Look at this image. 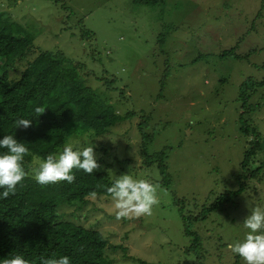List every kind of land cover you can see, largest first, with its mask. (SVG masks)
Returning a JSON list of instances; mask_svg holds the SVG:
<instances>
[{"label":"rangeland","instance_id":"374dc122","mask_svg":"<svg viewBox=\"0 0 264 264\" xmlns=\"http://www.w3.org/2000/svg\"><path fill=\"white\" fill-rule=\"evenodd\" d=\"M0 10L36 49L80 63L78 76L121 117L107 133L87 130L66 145L94 146L113 183L128 174L158 186L150 216L117 221L110 195L60 208L107 238V264H245L228 245L244 240L251 208L264 209V176L191 218L192 246L180 214L200 215L238 188L252 130L261 148L248 168L264 162V85L238 98L243 81L264 77V0H0ZM142 133L151 140L141 142ZM157 152L162 173L143 164V155ZM42 161L32 159L30 176Z\"/></svg>","mask_w":264,"mask_h":264},{"label":"trees","instance_id":"16d2710c","mask_svg":"<svg viewBox=\"0 0 264 264\" xmlns=\"http://www.w3.org/2000/svg\"><path fill=\"white\" fill-rule=\"evenodd\" d=\"M147 1L150 0H135L136 3ZM33 40L30 33L0 10V139L12 135L29 149L23 160L26 173L33 158L44 161L49 154L58 156L70 136L87 130L96 136L103 135L121 119L111 105L97 98L93 89L78 76L79 70L83 71L80 63L67 59L57 50L36 49ZM262 85L264 77L243 81L238 98L245 102L250 90ZM38 106L46 110L36 117L34 109ZM21 118L31 119V127L16 128L15 121ZM245 129L247 127H241L242 131ZM251 136L253 142L244 150L235 174L238 188L222 193L204 206L200 215L180 214L183 232L194 239L190 246L198 240L197 234L187 229L191 218L204 217L207 211L237 196L250 180L259 181L264 176L260 173L263 161L255 168H248L250 157L261 148L257 133L252 130ZM149 139L150 134L142 133L141 142ZM6 151L0 148V154ZM142 157L145 166L155 163L158 171L164 172L163 152ZM72 174L74 183L47 186L37 183L28 174L17 185L14 195L10 194L7 199L0 197V264L15 255H22L29 264H41L42 259L61 256L70 257V264L109 263L104 254L107 238L95 228L65 219L60 208L83 203L89 195L108 196L107 189L113 182L100 168L92 175L77 169H73Z\"/></svg>","mask_w":264,"mask_h":264},{"label":"clouds","instance_id":"9594fccd","mask_svg":"<svg viewBox=\"0 0 264 264\" xmlns=\"http://www.w3.org/2000/svg\"><path fill=\"white\" fill-rule=\"evenodd\" d=\"M45 110V107H36V117L44 114ZM15 124L16 128L27 129L31 127L32 121L21 118ZM0 148L7 150L0 154V189H3L0 197L7 199L10 194H15L17 185L28 175L23 168V160L29 154V149L12 135L0 139ZM100 167L94 146L74 150L71 144H67L58 156L49 154L38 167L32 169V174L36 182L44 186L59 182L71 184L75 182L73 169L92 175ZM107 192L114 201L117 221L150 216L153 207L159 203L158 186L144 179H133L128 174L120 175ZM243 226L249 230L244 240L229 244V250L239 255L245 264H264V209L251 208V214L244 219ZM2 264H29V261L22 255H15L4 259ZM41 264H70V257L42 259Z\"/></svg>","mask_w":264,"mask_h":264}]
</instances>
